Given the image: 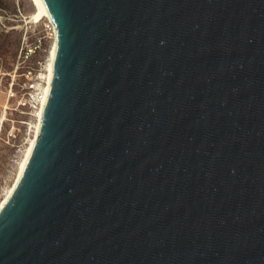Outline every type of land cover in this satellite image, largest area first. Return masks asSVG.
Segmentation results:
<instances>
[{
  "label": "water",
  "instance_id": "water-1",
  "mask_svg": "<svg viewBox=\"0 0 264 264\" xmlns=\"http://www.w3.org/2000/svg\"><path fill=\"white\" fill-rule=\"evenodd\" d=\"M38 137L0 264H264V0H42Z\"/></svg>",
  "mask_w": 264,
  "mask_h": 264
},
{
  "label": "rangeland",
  "instance_id": "rangeland-1",
  "mask_svg": "<svg viewBox=\"0 0 264 264\" xmlns=\"http://www.w3.org/2000/svg\"><path fill=\"white\" fill-rule=\"evenodd\" d=\"M32 0H0V200L13 183L24 150L33 135V108L21 74L44 72L50 39L45 16L33 17ZM31 47L22 60L21 48ZM34 122V123H33Z\"/></svg>",
  "mask_w": 264,
  "mask_h": 264
},
{
  "label": "bare ground",
  "instance_id": "bare-ground-1",
  "mask_svg": "<svg viewBox=\"0 0 264 264\" xmlns=\"http://www.w3.org/2000/svg\"><path fill=\"white\" fill-rule=\"evenodd\" d=\"M34 3V6L36 8V12L34 14L33 17L38 18L39 16H45V20L49 21L50 16L49 13L46 9V6L44 4V2L42 0H32ZM54 48H55V40L51 42L49 51H48V57H47V61H46V66H45V70L44 72H41V76L44 79V83L41 86V95L39 98V102H38V106L37 108L34 110L33 115H35V123H34V130H33V135L29 140V143L27 144L24 153L22 155V158L20 159L19 165H18V169L16 172V176L13 180V183L8 187L4 197L0 200V208L3 205V203L7 200L8 196L10 195V193L13 190V187L16 183V181L18 180L20 173L26 163V160L32 150V147L38 137V132H39V124H40V120H41V116H42V109H43V105L45 103V100L47 98V94H48V90H49V80L51 77V73H52V60H53V55H54Z\"/></svg>",
  "mask_w": 264,
  "mask_h": 264
},
{
  "label": "built area",
  "instance_id": "built-area-1",
  "mask_svg": "<svg viewBox=\"0 0 264 264\" xmlns=\"http://www.w3.org/2000/svg\"><path fill=\"white\" fill-rule=\"evenodd\" d=\"M45 33L46 36L50 39V42L55 40V26L50 19L45 23ZM30 50L31 47L29 46L28 47L25 46L24 48L23 47L21 48L20 57L22 58V60H25L30 55L29 53ZM21 74L24 76L25 79L20 87L26 90L27 95L29 96V100L31 102V107L33 108V112H34V110L38 106L39 98L41 95V86L44 83V79L41 76V72L35 74L34 71H32V69H26L22 71Z\"/></svg>",
  "mask_w": 264,
  "mask_h": 264
}]
</instances>
